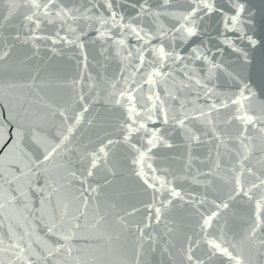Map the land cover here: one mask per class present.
<instances>
[{
	"label": "snow or ice",
	"instance_id": "snow-or-ice-1",
	"mask_svg": "<svg viewBox=\"0 0 264 264\" xmlns=\"http://www.w3.org/2000/svg\"><path fill=\"white\" fill-rule=\"evenodd\" d=\"M174 2L158 0V7L153 9L149 0H128L135 15L126 17L115 10L116 0H103L101 7L106 12L99 15H88L91 9L81 12L66 7L57 8L53 15L57 0H25L30 12L24 17V27L33 33L30 37L33 40L52 39L54 44L64 42L83 50L81 36L86 33L81 28L80 35H75L77 30L67 22L92 21L88 26L94 27L95 41L106 43L105 52L119 61L118 72L110 78L111 84L107 80L103 82L111 89L107 92V102L120 111L121 119L115 139L105 134L83 147L73 146L72 137L87 107L75 117L59 111L67 127L55 135L31 119L32 105L38 101L27 96H21L9 116L0 119V264H35V261L62 264L57 257L82 264L78 257H73L77 251L73 242L80 238L89 212L94 221L92 226L102 228L111 210L118 206L117 200L129 195L126 191L112 195L104 192L118 174L114 163V150L118 146L130 154L133 174L142 182L145 193L150 191L151 195V200L142 205L143 226L137 225L141 239L155 241V236L146 233V229L159 224L164 213L176 207V201L193 205L206 203V200H186L171 181L156 174L159 170L150 162L154 149L173 147L166 137L176 130L181 131L189 148L211 145L208 159L214 148L215 160L206 171L198 173L207 185L219 181L229 186L225 200L211 201V209L200 214L196 238L188 236L186 246L180 250L181 264H214L215 261L264 264V111L257 112L251 106L255 93L247 84L231 93L209 86L214 70L221 68L205 54L210 49L201 44L185 56L172 46L177 40L189 44L198 35L199 21L217 11L212 0H185L187 7L182 10H173ZM233 7L234 15L224 14V27L228 31L250 22L241 19L244 4L233 0ZM164 16L179 26L166 28L160 22ZM9 18L6 16L4 20ZM57 22L60 29L67 25L66 31L73 38L60 35L59 29L55 33L57 39L36 35L45 23ZM238 30L239 39L246 40L252 48L258 46L260 41L246 36L242 27ZM129 38L135 43H129ZM157 40L159 43H153ZM220 43L240 53L248 62V53L235 47L232 40L225 38ZM9 55L10 51H4L0 61ZM195 61L210 64L206 75H201L202 67L197 70L189 66ZM177 76L182 78L177 81ZM96 79L99 81V77ZM106 123L102 121L101 126ZM156 124L160 127L151 126ZM134 137L137 142H133ZM54 172L59 173L56 178H53ZM101 174L102 180H98ZM35 196L39 197V207L32 206ZM238 199L249 205L247 227L241 235L230 237L225 225L220 224L221 214ZM21 205L23 221L13 220L9 213ZM48 209L51 213L45 216ZM139 211L140 208L133 207L124 215ZM116 219L123 221L118 214ZM35 221H39L43 231V236L37 233L36 239L33 238ZM167 231L171 232L172 228L168 227ZM201 247L203 254L197 255Z\"/></svg>",
	"mask_w": 264,
	"mask_h": 264
},
{
	"label": "water",
	"instance_id": "water-1",
	"mask_svg": "<svg viewBox=\"0 0 264 264\" xmlns=\"http://www.w3.org/2000/svg\"><path fill=\"white\" fill-rule=\"evenodd\" d=\"M149 2L153 9L158 7V0ZM212 2L217 11L204 15L199 21L198 35L191 38L189 44L177 40L172 42V46L185 56L193 47L201 44L203 48L210 49L205 54L212 63L220 64L221 68L214 70L209 86L215 85L218 91L231 93L247 84L255 93L251 106L257 112L264 111V0H234L235 3L244 4L245 12L241 14V19L250 22L239 24L231 31L225 30L224 14H235L233 0ZM102 4L103 0H57L52 13L54 15L59 7H66L80 9L81 12L91 9L88 15H99L106 12V9L101 7ZM186 7L185 0H175L172 5L173 10ZM115 10L124 13L126 17L135 15V9L129 6L128 0H116ZM29 12L25 0H0V55L4 51H10V55L0 61V119L9 116L10 110L16 107L21 96H27L29 100L38 101L32 105L31 119L41 123L52 135L66 130L67 127L62 122L59 111H64L69 117H75L84 107L88 108L72 137L73 146L83 147L105 134L115 139L119 134L117 129L121 119L120 111L107 102V92L111 89L103 81L107 80L108 84H111L110 78L118 72L119 61L105 52L106 43L95 41L94 27L88 26L92 21L67 22L77 30L75 35H80L81 28L86 33L81 36V42L85 45L81 50L64 42L54 44L52 39H30L33 33L24 27V17ZM6 16L10 18L4 20ZM160 22L166 28L179 26L167 16L161 17ZM227 23L231 28V21ZM241 27L246 36L250 35L260 41L257 47L252 48L246 40L239 39L238 29ZM66 28L67 25L65 29H60V22L55 25L45 23L36 35L57 39L55 33L59 29L60 35L73 38V34L66 31ZM16 36H19V39H15ZM225 38L232 40L235 47L248 53V62L244 61L240 53L220 43ZM128 42L135 43L131 38ZM102 52L105 54L101 55ZM189 66L197 70L202 67L201 75H206L210 68V64L204 61H195ZM181 78L182 76H177L176 80ZM11 84L20 86L9 87ZM194 106L189 105L190 108ZM102 121L107 123L101 126ZM151 126L160 127L159 124ZM166 138L173 147L160 146L151 154L153 159L150 162L159 170L156 174L171 181L186 200L207 202L193 205L176 201V207L166 211L159 224H153L151 228L146 229V233L155 236V241L141 239L137 225L143 226L145 212L142 205L151 200V195L150 191L145 193L142 182L133 174L130 154L123 146H118L114 150V163L117 164L118 174L112 178V183L104 192L112 195L117 191H126L129 195L117 200L118 206L111 210L102 228L92 226L94 221L89 212L88 220L83 222L85 226L79 233L80 238L73 242L77 249L73 257H78L82 264H181L180 250L186 246L188 236L196 238L200 214L211 209V201L227 198L229 186L219 181L207 185L205 178L198 175L199 172L206 171L216 158L213 148L212 157L208 159L211 145H194L189 148L180 130L172 132ZM133 142H137L136 137ZM58 175L59 173L54 172L53 178ZM97 179L102 180V174L98 175ZM32 206L39 207L38 196L33 197ZM133 207L140 208V211L125 216L124 212L131 211ZM21 208L22 205L9 213L13 220L23 221ZM50 213V209L46 210L45 216ZM248 213V203L238 199L231 202L230 208L221 214L220 224L225 225L230 237L234 234L239 236L247 227ZM117 214L123 217V221L116 219ZM34 226L36 233L33 238H37V233L42 237L43 231L39 221H35ZM168 227L172 228L171 232L167 231ZM33 246L37 251L40 250L38 245ZM244 247L247 249L246 244ZM196 254L202 255L203 248L197 249ZM57 259L61 260L62 264H72L71 260L65 261L63 257ZM35 264H43V261H35ZM48 264L53 262L49 261ZM214 264L220 262L215 261ZM252 264H255V261Z\"/></svg>",
	"mask_w": 264,
	"mask_h": 264
}]
</instances>
